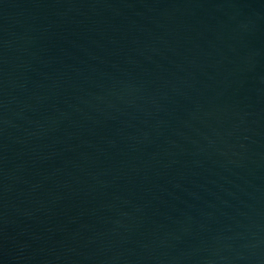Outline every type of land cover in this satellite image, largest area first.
Masks as SVG:
<instances>
[{
	"label": "water",
	"instance_id": "95a60500",
	"mask_svg": "<svg viewBox=\"0 0 264 264\" xmlns=\"http://www.w3.org/2000/svg\"><path fill=\"white\" fill-rule=\"evenodd\" d=\"M0 264H264V0H0Z\"/></svg>",
	"mask_w": 264,
	"mask_h": 264
}]
</instances>
